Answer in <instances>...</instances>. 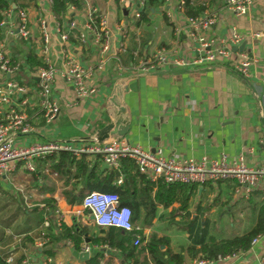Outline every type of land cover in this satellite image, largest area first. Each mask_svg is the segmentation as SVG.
<instances>
[{"label": "crops", "instance_id": "1", "mask_svg": "<svg viewBox=\"0 0 264 264\" xmlns=\"http://www.w3.org/2000/svg\"><path fill=\"white\" fill-rule=\"evenodd\" d=\"M224 1L192 0L206 5L203 12L211 10L217 15L215 23L203 31L201 37L212 40V46L229 44L233 53L244 52L254 56L257 61L249 66L248 77L237 73L226 59L159 72L137 71L139 61L161 47L176 46L175 54L189 61L196 57V43L187 27L186 16L179 9L178 0H164L151 7L144 20L134 18L137 1L133 0L125 4L119 0H84L82 9H70L68 6L60 22L65 25L72 15L70 19L76 21L79 29H83L87 7L97 8L100 14L105 15L111 51L120 47V30L126 31L125 51L120 54L123 69H117V61L111 59L105 68L95 72L93 80L97 92L82 99L75 97L69 82L56 76L52 96L61 109L50 123L45 121L38 106L36 78L20 76L28 86L26 97L29 99L28 104L20 107L26 111L34 130L27 135L16 134L15 143L22 146L54 140L77 146L96 140L97 130L117 113L113 99L125 107L130 119L124 138L131 144L149 151L162 148L168 156L197 160L202 157L215 159L222 153L234 159L244 153L248 165L258 166L264 159V146L259 143L264 138V0H254L247 12L239 16L225 10ZM17 3L29 11L32 39L24 41L19 36H5L1 31L0 41H5L11 57L22 61L32 73L35 67L28 64L27 54L33 51L37 55L41 45L37 19L46 18L51 25L57 19L52 13L50 0H17ZM9 6L12 9L18 7L13 1ZM177 29L178 39L175 37ZM233 32L242 36L237 44L230 43ZM69 34L72 36L68 40L67 52L81 65L95 64L99 57L98 48L91 38L80 43L75 30ZM52 43L51 58L56 66H61L65 54L59 49L54 35ZM241 44L242 49L239 48ZM34 162L36 170L33 172L24 168L23 161H18L13 170L0 177V257L6 264H87L98 246L83 239L76 249L68 238H56L63 233V226L67 229L73 226L87 228L90 233L96 231L97 226L92 223L89 212L77 203V198L87 193L90 183L94 184L95 180L89 181L88 168H93L96 178L104 181L116 170H110L99 155L77 157L67 152H53L37 157ZM116 172L119 177V172ZM121 172L123 183L126 177L122 166ZM117 179H112L111 183L119 186L122 183L117 184ZM235 185L234 180L196 185L198 193L189 203L188 211L193 217H200L202 211L208 207L209 210L214 209L213 206L214 216H225V222L229 223L224 226L227 233L223 235L220 232L224 229L216 227L218 235L210 232L216 238L245 231L253 225L257 210L264 203V182L259 183L247 198L234 192ZM121 200L124 204L132 201L131 197ZM175 206H157L150 226L142 228V235L147 238L154 233L165 237L170 249L180 252L184 264H189L194 259L185 252L190 243L189 233L175 225V220L184 219L181 213H171ZM141 211L142 220L144 212ZM59 214L61 229L57 230ZM239 217L249 222L242 229L237 227L242 221ZM170 220L174 221L171 226ZM156 221L163 224L156 227ZM135 226L140 229V223ZM135 235L139 234L133 235L132 244ZM84 243L91 247L87 260L74 254V251L84 252ZM250 246L238 260L215 259L211 264H258L264 251V238L251 249ZM160 248L164 249V246ZM46 250L54 254L49 256ZM99 250L102 263L109 259V264H128L116 249L101 247Z\"/></svg>", "mask_w": 264, "mask_h": 264}, {"label": "built area", "instance_id": "2", "mask_svg": "<svg viewBox=\"0 0 264 264\" xmlns=\"http://www.w3.org/2000/svg\"><path fill=\"white\" fill-rule=\"evenodd\" d=\"M119 1L122 4L128 2V0ZM136 1L137 9L134 12V18L138 19L143 7V0H133V2ZM253 1L225 0L223 8L236 16L244 15ZM183 3L184 0H178L179 9ZM69 8L73 9L72 6ZM2 15L0 32L2 31L5 36H19L24 41L32 39L27 8L21 6L12 9L9 6L2 12ZM85 17L83 29H79L78 24L73 19L66 21L65 25L60 21L51 25L46 18L37 19L41 43L37 55L41 64L36 66L32 73L22 61L13 59L5 41H0V177L13 170L18 161H23L24 168L33 172L36 170L34 160L37 157H43L53 152H67L77 157L83 154L101 156L110 170L119 172L117 184H121L123 181L121 166L122 160L125 158L131 159L138 172L153 184L163 182L202 186L215 184L219 181L234 180L236 182L234 192L247 198L259 183L264 182V159L258 166H250L246 163L244 153H240L234 159H229L225 153L215 159L206 157L199 160L180 158L166 155L162 148H157L154 151L145 150L140 145L131 144L124 137H109L102 142L93 140L77 146L66 141L54 140L45 143L34 142L29 145H17L14 139L16 134L27 135L34 130V127L29 123L26 111L20 107V105L23 106L29 102L26 97L28 86L20 76L36 78L38 106L45 121L50 123L61 109V105L52 96V84L56 76H60L69 82L75 97L82 99L97 92V85L93 80L95 72L105 68L111 59L117 61V69H123L120 54L125 51L126 31L120 30V47H117L116 51H111L110 33L107 29L105 15L100 14L97 8L87 7ZM216 18V12L211 10L204 11L195 17L185 18L193 42L196 43L197 55L194 59L189 61L176 55L178 49L176 46L172 48L161 47L151 55L142 58L136 67L137 71L159 72L168 68H186L194 64L226 59L230 61L237 73L243 77H248L250 75L249 66L257 61L254 56L244 52L233 53L229 44L221 43L212 46V40H205L201 37L203 31L215 23ZM72 30L77 32L80 43H85L90 37L93 43L97 45L99 57L95 64L81 65L75 56L67 52L69 32ZM53 35L57 39L59 49L65 54L61 66H56L51 58ZM175 37L179 38L178 29L175 31ZM241 39L240 34L233 32L229 40L231 44H237ZM259 143L264 146V138H261ZM81 204L89 212L92 223L97 227L113 226L125 231L139 229L132 224L130 207L123 203L116 192L89 191L83 196ZM60 216L59 214L56 223L57 230L61 229ZM45 225L48 226V222ZM41 235L44 236L45 232L42 231ZM261 238H264V233L253 238L250 249ZM139 240L140 236L135 235L134 244H137ZM90 248L87 243H84L83 251L89 253ZM246 251L218 256L216 260L232 262L238 260ZM216 260L196 257L189 264H211ZM258 264H264V251Z\"/></svg>", "mask_w": 264, "mask_h": 264}, {"label": "trees", "instance_id": "3", "mask_svg": "<svg viewBox=\"0 0 264 264\" xmlns=\"http://www.w3.org/2000/svg\"><path fill=\"white\" fill-rule=\"evenodd\" d=\"M10 1L15 2L16 6H20L17 0H0V21L3 18L2 12L9 7ZM163 1L143 0V7L137 20H144L149 9L163 3ZM84 4V0H51V10L57 21H60L62 15L67 12L68 6L82 9L85 6ZM205 8L206 5L201 3L184 0L180 11L186 17H195L200 15ZM70 36L72 35L69 34V38ZM130 55L132 56L131 53ZM27 62L31 68L41 64L40 58L33 51L27 54ZM88 171H90L89 181H95L92 182L94 184H89L87 192L92 190L112 191L116 192L120 198L131 197L132 201L127 203L132 212L131 221L133 225L140 223V229L125 231L113 226L95 227L96 231L90 233L87 228L78 227L77 229L76 226H73V228L67 229L63 226V233H60L56 239H59V236L68 238L73 242L76 249L79 248L83 239H87L89 244L99 247L87 260V264H109V259L102 263V253L99 250L101 247L118 250L122 255V259L127 261L128 264H184L183 255L180 252H173L165 237L157 236L154 233H151L147 238L142 235V228L150 226L157 206L167 208L176 205L172 207L173 211L171 213H181L184 219L187 220L185 229L189 233L190 243L185 248V252L191 258L200 256L215 260L218 256L245 251L249 248L253 238L264 233V203L257 210L253 225L245 231L229 237L216 238L210 233L209 219L199 218L196 215L193 217L188 211L189 203L198 193V187L195 184L163 182L153 184L138 172L133 161L128 158L122 160V171L126 178L119 186L111 183L112 179L118 177L116 171L112 175L110 174L111 176L105 181L96 178L93 168H88ZM83 196L82 194L77 198V203L81 204ZM141 210L144 212L142 220L140 219ZM134 234L141 235L139 243L135 245L132 244ZM161 245L164 246V249L160 248ZM45 252L49 256L54 254L49 250ZM0 264H6L3 257H0Z\"/></svg>", "mask_w": 264, "mask_h": 264}, {"label": "water", "instance_id": "4", "mask_svg": "<svg viewBox=\"0 0 264 264\" xmlns=\"http://www.w3.org/2000/svg\"><path fill=\"white\" fill-rule=\"evenodd\" d=\"M240 49L243 48V45L239 47ZM112 102L117 107V113L113 119H111L108 123L104 124L100 127L96 132V141L102 142L109 137H117L122 138L124 137L130 126V119L126 115L125 107L119 105L115 100L112 99ZM264 122V121H263ZM75 255H78L80 259L87 260L89 258V253L84 252H77L74 251Z\"/></svg>", "mask_w": 264, "mask_h": 264}, {"label": "rangeland", "instance_id": "5", "mask_svg": "<svg viewBox=\"0 0 264 264\" xmlns=\"http://www.w3.org/2000/svg\"><path fill=\"white\" fill-rule=\"evenodd\" d=\"M214 207V209H207L206 211H202L201 212V215H200V217L199 218H203V217H206V218H208L209 219V223H210V225H211V228H210V232L212 233V234H215V235H218L219 233L216 231V227H218V228H223L224 229V231H222V232H220V233H222L223 235H225L227 232H226V230H225V228H224V226H226L227 224H229V223H227V222H225V216L224 215H222V214H220V216H218V215H216V216H214L215 215V206H213ZM203 208V207H202ZM211 208V207H210ZM203 212H205V215L203 214ZM242 217V216H241ZM240 218V217H239ZM215 219H216V222H215ZM242 219V221L240 222V224H239V226H237L239 229H242V226H246L247 224H249V222H247V220L246 219H244L243 220V218H240V220ZM231 219L229 218V221H230ZM232 220L233 221H235V218L233 217L232 218ZM174 221H171L170 220V222H169V226H171L172 225V223H173ZM175 222H176V224L175 225H179V228L180 229H182V230H184L185 232L187 231L186 229H185V224L187 223V220H185V219H180V220H175ZM177 222H179V223H177ZM163 223H158V221H156V227H159L160 225H162ZM236 224V223H235ZM228 226V225H227ZM155 227V226H154ZM161 228H163L162 226H161Z\"/></svg>", "mask_w": 264, "mask_h": 264}]
</instances>
